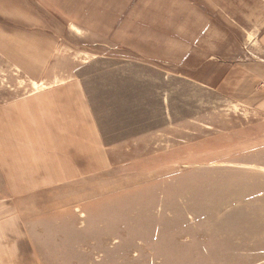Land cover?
I'll return each mask as SVG.
<instances>
[{
	"label": "rangeland",
	"instance_id": "374dc122",
	"mask_svg": "<svg viewBox=\"0 0 264 264\" xmlns=\"http://www.w3.org/2000/svg\"><path fill=\"white\" fill-rule=\"evenodd\" d=\"M0 264H264V0H0Z\"/></svg>",
	"mask_w": 264,
	"mask_h": 264
}]
</instances>
